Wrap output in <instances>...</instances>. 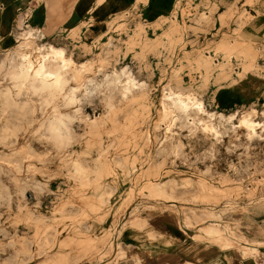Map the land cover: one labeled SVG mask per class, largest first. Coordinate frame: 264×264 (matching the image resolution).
Listing matches in <instances>:
<instances>
[{"label": "rangeland", "instance_id": "rangeland-1", "mask_svg": "<svg viewBox=\"0 0 264 264\" xmlns=\"http://www.w3.org/2000/svg\"><path fill=\"white\" fill-rule=\"evenodd\" d=\"M123 1L55 45L0 15V264H264V0ZM47 45L77 68L24 87Z\"/></svg>", "mask_w": 264, "mask_h": 264}, {"label": "crops", "instance_id": "crops-1", "mask_svg": "<svg viewBox=\"0 0 264 264\" xmlns=\"http://www.w3.org/2000/svg\"><path fill=\"white\" fill-rule=\"evenodd\" d=\"M25 1L26 3L21 11L22 17L20 16V24H25L26 27L35 25L40 27V30L44 33L43 40L50 39L47 43H50L54 39V36H52L54 35L53 32L50 33L51 29L61 26L72 27L81 20H87L89 9L93 10L92 16L97 23V27L95 28L96 31L98 30V25H100V23L105 19L110 18L120 7L126 5L123 0H103V2L96 7L94 6L95 0H42L40 4L37 3L34 6L30 5V2H27L28 0ZM19 3L20 0H0V15L3 11L9 12L10 15L12 11L13 18L11 24L15 23L18 19V16L15 15V13L18 11ZM138 7L142 8L141 5H138L137 10L139 9ZM28 11L30 13L29 20L25 17V12ZM144 14L145 11H143V15ZM59 21H61V23L58 24ZM50 44L55 45L54 42H51ZM71 58L73 60V56H71ZM219 110L225 111L227 108H219ZM221 254L227 261V255L222 252Z\"/></svg>", "mask_w": 264, "mask_h": 264}, {"label": "bare ground", "instance_id": "bare-ground-1", "mask_svg": "<svg viewBox=\"0 0 264 264\" xmlns=\"http://www.w3.org/2000/svg\"><path fill=\"white\" fill-rule=\"evenodd\" d=\"M36 50L38 54L36 61H31L27 55L23 56L21 61L20 77L24 87L30 78L39 81L44 87H57L60 82L63 81L65 72L68 69L77 66L71 59L65 56V50L61 47L57 48L52 45H47ZM78 67L80 70H84L86 66L85 64H81ZM131 77H127V81L125 83L127 86H132L134 84V79ZM163 99L166 102V105L173 108H179L184 113L191 107H194L199 112H203V106L200 101L193 102L188 98L183 99L181 94L175 92H169L163 97Z\"/></svg>", "mask_w": 264, "mask_h": 264}, {"label": "built area", "instance_id": "built-area-1", "mask_svg": "<svg viewBox=\"0 0 264 264\" xmlns=\"http://www.w3.org/2000/svg\"><path fill=\"white\" fill-rule=\"evenodd\" d=\"M33 1V0H32ZM178 2H180L179 0H178ZM178 15H179V13H178ZM175 17V16H174ZM179 17H180V15H179Z\"/></svg>", "mask_w": 264, "mask_h": 264}]
</instances>
